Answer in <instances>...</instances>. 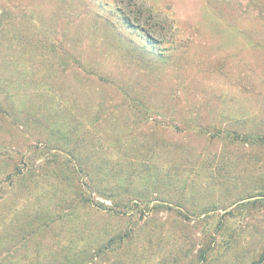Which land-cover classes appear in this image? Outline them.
<instances>
[{
  "label": "rangeland",
  "instance_id": "obj_1",
  "mask_svg": "<svg viewBox=\"0 0 264 264\" xmlns=\"http://www.w3.org/2000/svg\"><path fill=\"white\" fill-rule=\"evenodd\" d=\"M0 56L1 79L53 91L0 111L1 264L258 259L264 0H0ZM108 162L132 174L115 212L80 201L76 165Z\"/></svg>",
  "mask_w": 264,
  "mask_h": 264
},
{
  "label": "trees",
  "instance_id": "obj_2",
  "mask_svg": "<svg viewBox=\"0 0 264 264\" xmlns=\"http://www.w3.org/2000/svg\"><path fill=\"white\" fill-rule=\"evenodd\" d=\"M143 38L147 37V42L144 48V55L147 52L149 55H154L153 51L155 48V43L152 42V39L150 37H148L146 34L142 35ZM11 55H9L7 57V59L10 57ZM1 56H0V111H3V109L7 110L8 108L4 106V103H9V99L13 100H17L14 94V90H20V91H36L38 92L39 90H41V94H36L37 96H41V99H43V102L41 100L40 102V109L42 111H44L46 109L45 103L50 100L51 102H53V91L51 90L52 88L50 86H46L45 84H41V82H24V83H18V82H13V81H8L5 79H1V76L6 72V65H1ZM14 64L15 62H12L11 65H9L10 67H12L11 71L12 72H16L15 68H14ZM8 66V65H7ZM14 72V73H15ZM16 73H19V71H17ZM22 101H24V104H27V101H30L28 99V95H22ZM36 107L33 105L31 107V110L29 111L28 108H24V109H20V111L22 113H24V118L27 117L30 112H32ZM26 110V111H25ZM26 120V119H25ZM27 121V120H26ZM34 121H37L38 124H43L44 127L47 126L46 123L41 122L39 119H36ZM50 128V127H49ZM62 128L61 124L59 123V125L57 126L56 130L60 131V129ZM74 131L75 128L74 126L71 127ZM129 163V162H128ZM127 162H125L122 166L117 165V169L113 170L114 167H112L113 164H110L109 162L103 165V169L105 168L104 172V176L102 177H98V165L96 163L95 166L93 163H78L80 165V167L78 168V166L76 165L77 168V174L83 176L84 178V186L87 189L86 191L88 192L87 196L81 195L80 197V201H82L84 204L90 205V206H95L99 209L102 210H107L109 212H115V208L114 206L117 205L116 201H115V195L116 193H118V187L121 188L122 184L121 181L118 180L117 184L114 183L117 179V175L120 173L123 177H131V173L128 172L130 169V166L128 165ZM84 165V166H81ZM96 168V169H95ZM95 172V173H94ZM94 194H97L98 196H100L102 199H104V201H108L110 203H112V205H107L104 202H98L96 200H94L92 197ZM114 205V206H113ZM113 241L110 240L109 243H111ZM2 244L0 243V248ZM63 248L61 247V250ZM105 250V249H104ZM96 254H93L92 256L86 258V257H82L78 254L75 255V259L74 261L69 260L65 257H62V260H56L53 261L52 260V264H89L91 263L95 258H96ZM2 259H0L1 261ZM264 263V251L259 255L258 259L255 260L254 262H252V264H263ZM1 264V262H0ZM30 264H40L37 261H33Z\"/></svg>",
  "mask_w": 264,
  "mask_h": 264
}]
</instances>
